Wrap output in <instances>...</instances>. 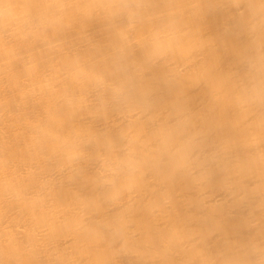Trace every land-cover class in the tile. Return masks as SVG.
I'll use <instances>...</instances> for the list:
<instances>
[{
    "label": "bare ground",
    "instance_id": "obj_1",
    "mask_svg": "<svg viewBox=\"0 0 264 264\" xmlns=\"http://www.w3.org/2000/svg\"><path fill=\"white\" fill-rule=\"evenodd\" d=\"M90 0H0V264H224L242 260L249 242L264 245V207L193 215L183 204V182L146 169L119 185L113 198L102 184L106 159L126 146L151 147L159 125L172 117L165 82L176 63L151 65L142 73L157 100L150 113L112 104L97 77L109 82L118 28L109 27ZM153 7L128 31L133 52L159 26L161 14L186 0H147ZM4 5H8L4 13ZM217 41L216 82L227 91L240 73L234 49L246 37L225 32L222 15L204 18ZM179 60V53L177 54ZM204 61L179 67L185 73ZM206 66V65H205ZM213 148L242 147L244 123L227 108L210 112L211 88L186 93ZM98 144L70 160L79 141ZM112 142L111 151L107 141ZM165 192L179 193L166 202ZM218 192L215 199H223Z\"/></svg>",
    "mask_w": 264,
    "mask_h": 264
},
{
    "label": "clouds",
    "instance_id": "obj_2",
    "mask_svg": "<svg viewBox=\"0 0 264 264\" xmlns=\"http://www.w3.org/2000/svg\"><path fill=\"white\" fill-rule=\"evenodd\" d=\"M8 7L4 5L5 14ZM84 7L95 10L109 27L119 29L122 42L114 49L112 69L117 78L109 82L101 75L96 79L101 94L107 93L112 104L150 113L157 100L153 84L142 78L143 71L161 63L178 65L164 76L173 89L168 105L171 122L158 126L151 147L143 142L128 145L123 156L105 160L102 184L111 196L118 195L121 183L151 169L166 174L173 183L183 182L187 189L183 204L193 215L211 208L201 217L203 223L221 210L257 202L264 207V0H186L176 10L161 14L159 26L141 38L139 58L134 55L128 31L146 19L153 7L147 0H90ZM211 14L222 15L225 32L235 29L246 37L234 49L240 75L226 92L214 76L217 41L203 23ZM198 60L205 64L191 72L179 67L181 62L186 67ZM198 86L211 88L209 110L214 118L227 108L238 123H244L242 147L235 154L228 148L210 146L201 118L186 95ZM98 143L95 136L79 141V151H73L70 160H78ZM106 146L111 151L112 142L107 141ZM218 192L224 193L223 199H215ZM164 195L167 202L180 194ZM241 256L242 260L224 264H264V245L249 242Z\"/></svg>",
    "mask_w": 264,
    "mask_h": 264
}]
</instances>
